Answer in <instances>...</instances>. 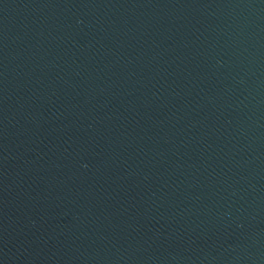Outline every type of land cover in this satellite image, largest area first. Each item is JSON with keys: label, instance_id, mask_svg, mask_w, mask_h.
Returning <instances> with one entry per match:
<instances>
[{"label": "water", "instance_id": "95a60500", "mask_svg": "<svg viewBox=\"0 0 264 264\" xmlns=\"http://www.w3.org/2000/svg\"><path fill=\"white\" fill-rule=\"evenodd\" d=\"M0 264H264V0H0Z\"/></svg>", "mask_w": 264, "mask_h": 264}]
</instances>
